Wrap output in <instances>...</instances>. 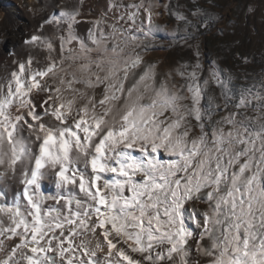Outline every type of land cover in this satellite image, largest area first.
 <instances>
[{
    "label": "snow or ice",
    "instance_id": "obj_1",
    "mask_svg": "<svg viewBox=\"0 0 264 264\" xmlns=\"http://www.w3.org/2000/svg\"><path fill=\"white\" fill-rule=\"evenodd\" d=\"M158 8L185 42L213 18L108 0L82 37L77 3L30 9L0 76V264H264V78H203L197 47L176 83L146 59Z\"/></svg>",
    "mask_w": 264,
    "mask_h": 264
},
{
    "label": "rangeland",
    "instance_id": "obj_2",
    "mask_svg": "<svg viewBox=\"0 0 264 264\" xmlns=\"http://www.w3.org/2000/svg\"><path fill=\"white\" fill-rule=\"evenodd\" d=\"M19 1H21V14L24 18L21 24V36H19L22 37L36 26L38 17L34 16L30 9L40 6L42 0ZM17 2L18 0H0V4L7 11L6 15L0 17V34L5 33V29L7 31L4 37L0 36V42L4 43L7 55L1 64H6L7 68L10 65L8 54L20 50L17 46L21 38L17 40L15 47H10L8 43L9 35L14 32L13 9ZM47 2L49 0H43V3ZM64 2L79 5L83 22L77 26V32L82 37L87 36L88 29L91 27L88 21L106 17L107 23L113 22V12L108 10V0H64ZM118 2L128 5L139 3L140 0H118ZM151 2L154 5L170 3L173 11L184 12L193 24H200L199 18L191 15L190 9L193 4L198 3L213 17L208 21L207 28L203 25L198 30L188 28L187 31L192 33L194 39L185 42L180 40V37L186 34L185 25L177 21L175 16L158 8L161 15L155 22L160 26V31L157 33L155 46L163 50L150 52L146 59L156 63L162 71L172 70L175 76L174 70L181 64H194L195 49L198 47L199 59L204 67L203 78L209 77L210 69L219 68L223 70L225 76L232 77L231 84L236 89L241 86H251L264 78V0H151ZM123 12L124 10L121 9L116 15H121ZM73 47H76L75 43ZM244 58L247 59V63L244 62ZM175 82L180 83L181 78L175 76ZM208 94L215 97L217 103L223 104L220 91L214 83H210ZM224 114L226 113L217 114L215 119H219L220 115ZM46 190L54 189L48 185ZM8 191L9 200H11L13 186L10 185Z\"/></svg>",
    "mask_w": 264,
    "mask_h": 264
},
{
    "label": "bare ground",
    "instance_id": "obj_3",
    "mask_svg": "<svg viewBox=\"0 0 264 264\" xmlns=\"http://www.w3.org/2000/svg\"><path fill=\"white\" fill-rule=\"evenodd\" d=\"M20 4H21V1L18 0V2L16 3V6L14 7L15 9H13V11H14L13 16H15V20L13 23L15 26L12 27L14 29V32L11 35H9V42L8 43H9L10 47H13V46L15 47L17 40L21 38L19 36H21V30H22L21 24H22V21L24 18L22 17L23 15L21 14L22 10H21ZM6 14H7V11L5 10V7L0 4V17L3 15H6ZM19 25H20V27H19ZM6 32L7 31H5V33H3V34H0V36L4 37L6 35ZM4 48H5L4 43L0 42V75H3L5 73V71L8 70V68L5 66L6 64L5 65L1 64V62L5 61L4 59H6V56H7L5 53L6 50Z\"/></svg>",
    "mask_w": 264,
    "mask_h": 264
}]
</instances>
